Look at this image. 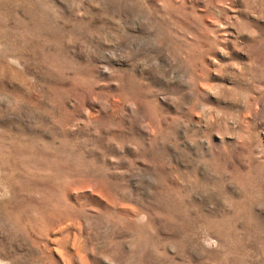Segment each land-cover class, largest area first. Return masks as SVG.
I'll return each instance as SVG.
<instances>
[{"label": "rangeland", "instance_id": "rangeland-1", "mask_svg": "<svg viewBox=\"0 0 264 264\" xmlns=\"http://www.w3.org/2000/svg\"><path fill=\"white\" fill-rule=\"evenodd\" d=\"M0 264H264V0H0Z\"/></svg>", "mask_w": 264, "mask_h": 264}]
</instances>
